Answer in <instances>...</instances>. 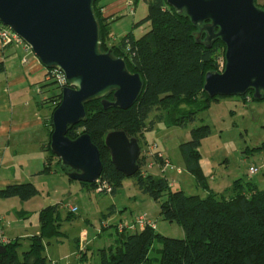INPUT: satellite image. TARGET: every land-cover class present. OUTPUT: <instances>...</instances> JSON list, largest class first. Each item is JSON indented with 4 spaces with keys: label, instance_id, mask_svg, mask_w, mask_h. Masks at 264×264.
I'll use <instances>...</instances> for the list:
<instances>
[{
    "label": "trees",
    "instance_id": "16d2710c",
    "mask_svg": "<svg viewBox=\"0 0 264 264\" xmlns=\"http://www.w3.org/2000/svg\"><path fill=\"white\" fill-rule=\"evenodd\" d=\"M99 1H93V11L98 23L100 51L104 52V44L106 51L110 50L113 56L123 57L128 70L141 75L143 88L136 101L126 109H104L101 98L86 102L85 120L72 125L67 135L75 138L83 131L88 132L100 152L102 170L99 183L79 182L89 189L107 183L110 190L102 193L115 195L127 177L110 161L109 149L104 144L106 133L122 129L128 136L137 137L141 146L138 134L144 141V133L151 131L157 122H164L168 127H184L187 122H182V119L188 122L195 120L198 111L208 108L210 102L219 97H209L203 90V83L206 71L216 70L207 66H215L218 50L224 48L225 44L220 38H216L210 47L196 42L199 26H194L188 16L176 13L166 0H147V13L135 26L148 22V30L136 38L129 31L117 44L108 46L109 21L100 12ZM203 37L204 33L201 35ZM126 45L130 46L128 52L125 51ZM3 70L4 65L0 61V72ZM250 90L243 94L244 97ZM105 97L113 99V92ZM60 100L61 92H57L47 97L46 102L59 104ZM48 124L53 128L52 113ZM79 128L82 132L77 133ZM210 133L208 124L192 127L190 138L179 144L185 169L193 176L196 185L207 191L206 195L187 194L182 189H173L165 176H157L146 170L142 173L144 158L140 156L138 171L128 177L134 179L142 194L158 203L163 219L181 226L184 236H164L151 225H146L142 230L118 231L116 224L125 220L119 219L114 223L118 241L98 250L100 260L97 264H151L154 259L151 250L157 239L162 243L158 264H264V188L257 182L245 184L241 178L233 180L224 192L210 188L198 151L201 140ZM49 143L50 135L45 147L48 162L56 156L50 151ZM154 160L162 167V160L156 154ZM60 169L66 174L67 169ZM48 170L49 167L45 166L38 173ZM227 191L230 194L226 195ZM37 193L38 189L30 181L0 188V198L16 196L27 200ZM59 204L40 209L39 233L28 237L29 247L20 255L18 238L10 239L4 245L6 250L0 254V264L47 263L44 240L62 235L61 220L71 219L75 214L68 211L61 218ZM77 254L81 257V254ZM57 263L52 260V264Z\"/></svg>",
    "mask_w": 264,
    "mask_h": 264
},
{
    "label": "water",
    "instance_id": "95a60500",
    "mask_svg": "<svg viewBox=\"0 0 264 264\" xmlns=\"http://www.w3.org/2000/svg\"><path fill=\"white\" fill-rule=\"evenodd\" d=\"M94 0H0V20L28 44L47 68L60 70L67 85L52 112L50 151L68 178L92 183L99 179L102 161L88 132L75 138L68 129L85 120V103L101 98L104 109H126L138 98L143 80L126 67L123 57L99 49ZM199 26L196 42L210 47L216 38L225 44L224 68L208 70L203 90L209 97L240 96L249 89L264 94V8L255 0H166ZM204 33L203 39L201 35ZM113 92V99L105 95ZM110 161L126 177L139 169L140 144L122 129L104 137ZM6 247L0 244V254Z\"/></svg>",
    "mask_w": 264,
    "mask_h": 264
},
{
    "label": "rangeland",
    "instance_id": "374dc122",
    "mask_svg": "<svg viewBox=\"0 0 264 264\" xmlns=\"http://www.w3.org/2000/svg\"><path fill=\"white\" fill-rule=\"evenodd\" d=\"M146 13V2L142 1L136 9L135 17L137 19L143 18ZM128 18L125 19L126 22ZM148 28V26L145 27V31ZM145 31H137L136 35L141 36L140 34L142 33L139 32ZM111 41L113 43L109 44ZM118 41L111 39L107 42V45L117 44L115 42ZM102 50L106 52V45L102 44ZM224 51L225 47H220L214 59L215 66L214 64L208 65L207 68L214 69L215 67L216 70L222 71L225 63ZM113 53L116 54V51H113ZM64 85H67V82L63 85L55 81L47 82L45 86L48 88L46 89L48 97H51L54 93L61 92V88ZM53 102H50L51 112L58 105V103ZM182 122H187V124L184 127H167L164 122L156 124L154 129L147 134L148 139L144 136V141H142V137L138 134L141 144L144 146L145 143L150 145L155 143V148L161 147L169 156L175 169V166L182 164L179 144L190 138L192 127L208 124L211 127V133L201 140L198 151L201 154L200 163L204 172L211 176L209 180L211 184L213 185L214 181L224 180L222 185L228 186V184L231 185L233 180L241 178V181L245 184L247 182H257L260 187L264 188V99L254 100L252 90L245 97L244 95L219 96L210 102L208 108L198 111L195 120L188 122L187 119H182ZM80 132H82V129H77V133ZM152 151L154 150L152 149ZM50 161H52L53 168L54 166L60 168L56 156H53ZM249 166L258 167V171L251 174ZM167 175L170 177L174 176L175 179L180 178L179 174L171 173L170 170L167 171ZM189 176L194 181V178L191 175ZM41 183L43 184L39 185L41 191L39 190L32 200H21L13 196L10 197L11 199L8 202H2L6 203L7 206L0 205V212L5 215L9 214V216L6 215V219L16 220L10 223L7 233L9 235H17L20 232H32L35 226L38 225L37 210L39 208L42 209L48 205L60 203V215L61 218H64L69 211L68 207L76 205L78 209L73 214V218L61 220L60 231L63 234L59 237L44 240L45 254L48 251V259L55 257L60 264L65 262V264L67 262L71 264L70 261L72 262L75 257L74 248L77 240H80V244L88 240L89 246L87 250L89 253L87 254V263L97 264L100 260L97 249L102 248L101 246L108 244V242L113 243V239L118 237L114 226H108L99 233L100 217L102 213L110 208L112 203L120 206V210H122L117 212L118 217H120L121 213H123L122 216H131L129 209L131 202L122 196L124 191H128V188L114 196L107 193L96 194L86 185L76 180H69L65 176L62 179L57 178V176L45 177L41 179ZM187 186L181 184L175 186V188H181L187 194L200 193L202 190L196 186L195 188ZM142 199L144 200H138L140 209L137 210L136 208L135 211H131L132 213H147L155 221L156 231L161 235L175 238L184 236L180 225L174 222L171 223L159 215V206L155 207L148 196H143ZM83 231L86 232L85 239L82 236ZM19 243L18 251L21 253L22 250L27 249L26 238L25 240L19 238ZM161 247L162 243L160 240L157 239L153 242L151 257L154 259L151 264H158ZM61 252L67 255L60 259L58 255Z\"/></svg>",
    "mask_w": 264,
    "mask_h": 264
},
{
    "label": "crops",
    "instance_id": "0c3cea01",
    "mask_svg": "<svg viewBox=\"0 0 264 264\" xmlns=\"http://www.w3.org/2000/svg\"><path fill=\"white\" fill-rule=\"evenodd\" d=\"M142 1L146 2L147 6V0H134V13L130 12V8L125 4V0H100L98 2L100 12L104 17H108V28L110 34L108 42L111 39H113V41L114 39L120 40L129 31H132L135 38L139 37L138 35H136V32L145 31L144 28L147 26L149 27L148 22L135 26L136 22L142 19H137L135 17L136 9L139 3ZM255 2L260 6H264V0H255ZM127 17L129 18L126 22L125 19ZM139 33L143 34L144 32ZM110 43L113 42L111 41L109 42V44ZM23 55L24 51L21 46L8 45L5 47H0V61L4 65V70L0 72V188H3L8 184L30 181L36 186L39 192V190L41 191L39 185H43L41 183L42 178H50L52 176H57V178L62 179L64 176L65 178L68 177L62 169L56 168L55 166L53 168V165L51 164L52 161H47L48 152L45 150V147L49 140V135L51 131V127L48 123L52 113L50 103L46 102V99L49 96L46 93V89L48 88L45 86V84H47L48 82L45 78L47 67L44 66L39 61V59H37L34 55L31 54L27 55V60L24 62L22 61ZM158 123L161 122L155 123L154 127ZM170 127H174V125ZM148 133L149 131L144 133L146 139H148ZM158 149L161 150L163 155L169 158V156L161 147L158 146ZM181 161L182 164L175 166V169L172 162L171 165L166 168L159 166V164L156 162L153 163L150 167L145 166L144 169L146 170V172H150L157 176H165L168 180H172L170 186L173 189H177L175 188V186L181 184L188 185L189 187L193 186L194 188L195 186L198 187L195 181H192L190 179L189 175L191 174L185 169L183 159ZM45 166L49 167L48 172L39 174L38 172ZM177 167L183 169L181 173H177ZM169 170L171 171V173L175 172V174H179L180 178L175 179L174 176H168L167 171ZM204 174L207 176L210 188L216 192H224V190L230 185L228 184V186H223L222 184H224V180L214 181V184H216L212 185L209 181L211 179V176H208L205 172ZM126 188H128V191H124V195L122 196H124L131 202V206H129L131 216H122L123 213H121L120 217H118L117 212L122 210H120V206H117L116 204L112 203L111 208L106 210V212L102 213L100 217L101 225L100 227H98L99 233H101L102 230L104 228H107L108 226H114L115 221L119 219L130 220L134 219L137 215H144L149 220H151L154 224V229L156 230L155 221H153L147 213L138 212L136 214L131 212L133 210L135 211L136 208L137 210L140 209L138 202L140 200H144L142 199L143 196H147L139 191V189L135 185L133 178H125L122 181V186L117 190L114 196L118 195L120 191H123ZM206 193L207 191L202 189L201 192L198 194L204 196L206 195ZM225 194L228 195L230 193L229 191H227ZM34 197H31L27 200H32V198ZM10 199V197L0 198V202H8V200ZM150 200L155 207L158 206L157 202L153 201L151 198ZM1 203L0 205L7 206L6 203ZM61 203H63V201H61ZM40 209L41 208H39L37 212H39ZM0 215L3 217L2 223L6 236L10 239L20 238L25 240L26 238V247L28 248V237L39 233L40 225L38 215V225L35 226L32 232H20V234L17 235H9L7 233V228L9 227L10 223L15 222L16 220L6 219V215L9 216V214L5 215L0 212ZM82 236L84 237V239L86 238L85 231L82 232ZM113 241V243L108 242V244H103L104 246L101 247L103 248L109 245H113L114 243L116 244L118 241V237L114 238ZM88 246V240H85V242L81 244L80 240H77L76 247L74 248L75 257L72 262L70 261V263L88 264ZM99 249L100 248H98L97 251ZM45 250L46 248H44V255L47 258V263L52 264V260H56V258L53 257V259H48V251L45 254ZM23 251L24 250H22L21 253ZM77 252L81 254V257L77 254ZM21 253H19V255ZM62 253L64 252H61L58 255L60 259L61 257L63 258L67 255ZM57 264H60L59 261Z\"/></svg>",
    "mask_w": 264,
    "mask_h": 264
},
{
    "label": "built area",
    "instance_id": "2783aa9c",
    "mask_svg": "<svg viewBox=\"0 0 264 264\" xmlns=\"http://www.w3.org/2000/svg\"><path fill=\"white\" fill-rule=\"evenodd\" d=\"M125 4L127 6H129L130 12L134 13V0H125ZM8 45H14V46H21L22 47V49L24 51L22 61H24V62L27 60V55H29V54L34 55L31 47L28 44H26L20 38V36L17 33H15L7 25L3 24L0 20V47H5ZM129 50H130V46L126 45L125 51L128 52ZM45 78H46V81H48V82L55 81V82L61 83L62 85L66 82L64 74L56 68H46ZM155 147H156L155 143L153 145L145 143L144 146H143V144L140 146L139 156L144 158V165L141 168L142 173L145 172V169H144L145 166L150 167L153 163H156L154 160L155 154L158 158H160L162 160V163H163L162 167L163 168L169 167L171 165V161L169 160V158L166 157L165 155H163L161 150H159ZM152 149L154 151H152ZM248 168H249V172L251 174L258 171V167H256V166H249ZM176 171H177V173H181L182 169L180 167H177ZM96 182L99 183V179L96 180ZM168 182H169V184H171L172 180H168ZM109 190H110V187L107 185V183L99 184L92 189V191L96 194H99V193H102L105 191L109 192ZM77 209L78 208L76 205H70L68 207V210L73 212V213H76ZM2 221H3V217L0 215V244L5 245L6 243H8L10 241V238L7 237L5 232H4ZM146 225L154 226L153 222L151 220H149L147 217H145L144 215H137L132 220H126V219L120 220L116 224V228L118 231H124L126 229L130 230V231H135L137 229L144 228ZM67 264H69V262H67Z\"/></svg>",
    "mask_w": 264,
    "mask_h": 264
}]
</instances>
